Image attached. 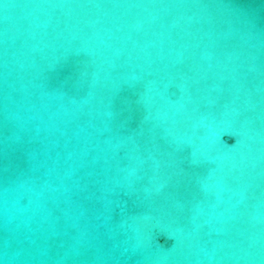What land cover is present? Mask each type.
<instances>
[{
    "label": "water",
    "instance_id": "95a60500",
    "mask_svg": "<svg viewBox=\"0 0 264 264\" xmlns=\"http://www.w3.org/2000/svg\"><path fill=\"white\" fill-rule=\"evenodd\" d=\"M0 264H264V0H0Z\"/></svg>",
    "mask_w": 264,
    "mask_h": 264
}]
</instances>
